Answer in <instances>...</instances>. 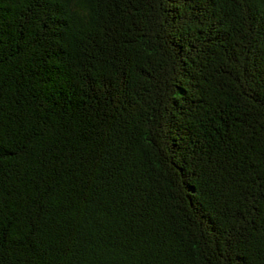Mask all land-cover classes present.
I'll return each instance as SVG.
<instances>
[{
  "label": "trees",
  "instance_id": "obj_1",
  "mask_svg": "<svg viewBox=\"0 0 264 264\" xmlns=\"http://www.w3.org/2000/svg\"><path fill=\"white\" fill-rule=\"evenodd\" d=\"M0 264H264V0H0Z\"/></svg>",
  "mask_w": 264,
  "mask_h": 264
}]
</instances>
